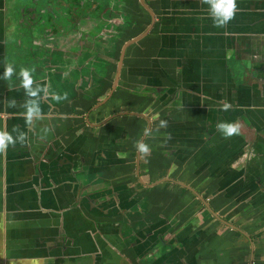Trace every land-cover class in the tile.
<instances>
[{
	"label": "crops",
	"instance_id": "crops-1",
	"mask_svg": "<svg viewBox=\"0 0 264 264\" xmlns=\"http://www.w3.org/2000/svg\"><path fill=\"white\" fill-rule=\"evenodd\" d=\"M117 1L111 18L142 32L151 19L135 0ZM147 1L153 28L128 47L102 105L115 45L84 47L73 63L58 50L53 71L26 87L22 74H5L0 0V136L10 137L0 147V264H264V131L247 127V118L264 127V111L241 114L245 94L215 53L226 44L209 0ZM123 111L142 116L114 115ZM221 123L236 131L225 135ZM243 143L253 161L239 157ZM81 183L92 196L126 186L155 207L134 222H93L75 202ZM128 190L120 199L130 207Z\"/></svg>",
	"mask_w": 264,
	"mask_h": 264
},
{
	"label": "flooded vegetation",
	"instance_id": "flooded-vegetation-1",
	"mask_svg": "<svg viewBox=\"0 0 264 264\" xmlns=\"http://www.w3.org/2000/svg\"><path fill=\"white\" fill-rule=\"evenodd\" d=\"M235 1V5L238 7L233 10L236 12H233L232 23L234 28H230L228 21L223 24L222 37L225 39L226 45L221 50L217 48L215 53L225 60V68L230 78L241 86L242 92L245 94V104L249 102L248 104L251 105L250 108L244 106L245 104L241 106V114L247 118V116H250V112L264 111V0ZM3 2L5 5L4 27L6 30V39L3 41L4 50L7 52L8 57L7 67H11V73L15 76L21 75L22 70H27L31 81L44 79L48 71L50 73L53 71L51 59L58 50H64L66 54L63 57L68 58V61L73 63V60H77L73 55L80 56V51H84V47L108 45V43L115 45L117 63L113 75L111 74V77H109V81L108 73L106 75L109 91L100 100L101 102L99 101L102 105L112 97L118 87L122 64L115 86L114 81L121 49L127 42L134 40L124 49L123 63L128 47L146 37L155 23L154 10L147 0H143V2L142 0H135L138 5L135 8H139L151 19L146 28L137 34H133L134 28H124L125 31H123L118 22L111 18V14L118 11L123 5L122 2L117 0H3ZM127 15L131 19L132 12H128ZM87 22L88 25L86 26ZM75 35L76 42L72 46L62 47L57 43L59 38L74 37ZM209 39L211 42V38ZM90 58H92V55H89L85 61ZM46 62L49 64L47 65ZM87 72L88 74H82V78H90L92 72L89 69H87ZM102 75L104 77L105 74ZM20 77L22 78L23 75ZM161 89L164 90L165 88L161 86ZM81 90H83V87H81ZM90 107H87L89 113L92 109H89ZM122 113L142 116L140 112L132 111L118 112L114 115ZM151 127V123L147 122L142 134L143 138L134 147V152L137 154L136 158H140V145L150 133ZM247 127L251 128L255 134L264 131L263 126L257 129L250 118H247ZM239 129L242 138H247L243 130L246 129L245 126L243 129L242 127ZM245 146L243 143L242 150L238 154H240L241 159H244L243 162L247 163L249 160L253 161L252 159H255V157L249 150H245ZM262 150L264 151L263 145L257 154L259 155ZM79 171L83 172L84 169L80 167ZM135 175L137 182L143 184L140 173L138 172ZM174 181L179 183L177 180ZM182 185L189 190L193 189L185 184ZM84 186L83 183L80 184V189L76 192L75 202L76 204L81 203L79 207L84 208L86 215L91 217L90 219L93 222H108V217L110 222H134L138 215L147 216L155 207L152 197L131 190L132 188L128 190L126 186L121 189L115 188L113 195L111 194L112 189H106L108 194L103 196L102 194L92 196L94 192H85ZM108 189L110 188L108 187ZM124 189L131 192L127 197V203L131 201L132 204L130 207L122 203L120 199L122 198L120 192ZM103 191H105L104 188L98 193H103ZM195 193L199 200L205 201L197 192ZM205 207L209 209L207 205ZM212 214L217 219L221 217H217L218 215L213 210ZM220 220L227 222L224 218H220ZM146 222H148V219Z\"/></svg>",
	"mask_w": 264,
	"mask_h": 264
},
{
	"label": "clouds",
	"instance_id": "clouds-1",
	"mask_svg": "<svg viewBox=\"0 0 264 264\" xmlns=\"http://www.w3.org/2000/svg\"><path fill=\"white\" fill-rule=\"evenodd\" d=\"M210 7L214 16L219 17V19L214 20L216 24H224L227 22L233 15V10L235 9V0H209ZM12 71L11 67L5 68V74H9ZM22 75L24 77L23 83L27 87L31 83V79L28 75L27 70H22ZM32 95H35V91L31 92ZM225 108L228 107L227 104L224 105ZM34 110H38L35 107L29 108V115L32 114ZM222 132L225 135H231L236 131V128L231 124L221 123L218 125ZM6 142H10V137L8 135L0 136V147H5ZM140 147L146 150L143 144Z\"/></svg>",
	"mask_w": 264,
	"mask_h": 264
},
{
	"label": "rangeland",
	"instance_id": "rangeland-1",
	"mask_svg": "<svg viewBox=\"0 0 264 264\" xmlns=\"http://www.w3.org/2000/svg\"><path fill=\"white\" fill-rule=\"evenodd\" d=\"M86 26L88 25V22L87 24H85ZM83 27V26H82ZM76 42V35L74 37H65V38H59V42H57L60 46H64V47H68V46H72L74 45V43Z\"/></svg>",
	"mask_w": 264,
	"mask_h": 264
},
{
	"label": "water",
	"instance_id": "water-1",
	"mask_svg": "<svg viewBox=\"0 0 264 264\" xmlns=\"http://www.w3.org/2000/svg\"><path fill=\"white\" fill-rule=\"evenodd\" d=\"M143 2V0H142ZM134 40H130V42H127L123 48L121 49V54H120V58H119V62H118V67H117V72H116V78H115V81H114V86L116 85V82H117V79H118V76H119V72H120V68H121V64H122V58H123V55H124V49L126 48V46L133 42Z\"/></svg>",
	"mask_w": 264,
	"mask_h": 264
}]
</instances>
